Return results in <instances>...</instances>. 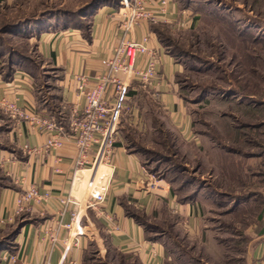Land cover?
Returning <instances> with one entry per match:
<instances>
[{"label":"rangeland","instance_id":"rangeland-1","mask_svg":"<svg viewBox=\"0 0 264 264\" xmlns=\"http://www.w3.org/2000/svg\"><path fill=\"white\" fill-rule=\"evenodd\" d=\"M96 1L0 0V66L7 67L9 56L21 54L37 80L40 99L64 119L65 111L55 98L59 74L37 53L33 33L52 15L62 25L87 20L93 11L85 9ZM176 1L186 12L174 23L155 26L166 52L179 65L177 90L189 108L200 145L182 138L159 96L137 83L130 91L136 110L131 116L136 115L138 122L123 131L145 171L168 184L169 196L171 192L182 201L205 190L201 199L205 215L200 233L191 235L177 209L169 210L164 198L157 197V209L139 221L146 238L163 246L164 264H253L255 248L264 240V212L256 204L264 206L253 200L252 208L241 210L238 198L251 194L254 199L253 190L264 191L253 175L261 166L264 173V0ZM16 124L0 108V144H11L9 135ZM102 165L95 187L109 172ZM210 192L230 195L221 197L219 205ZM94 214L86 212L92 219ZM19 217L0 226V253L14 249L25 220L22 214ZM91 223L95 227L86 230L89 242L81 264H142L138 256L112 245L107 227Z\"/></svg>","mask_w":264,"mask_h":264},{"label":"crops","instance_id":"crops-1","mask_svg":"<svg viewBox=\"0 0 264 264\" xmlns=\"http://www.w3.org/2000/svg\"><path fill=\"white\" fill-rule=\"evenodd\" d=\"M168 9V24L176 22L185 11L180 9L176 0L169 3ZM51 23L40 24L33 34L36 36L37 53L59 74L56 80L57 96L55 98L60 110L65 111V119L51 111L50 107L46 105L44 107L40 102L37 95V80L25 64H22L23 62L12 61L8 68L5 65L0 66V102L6 100L15 103L29 116L55 120L57 125L64 128L62 147L46 150V142L50 135L38 123L31 124L28 121H21L15 125L9 135L10 145L0 144V174L2 176L0 178V220H5L9 224L20 220V215H16L14 210L16 198L29 185L35 184L39 192L47 196L39 204L32 202L30 211L22 214L25 220L21 223L20 231L15 237L14 249L10 251L18 261L4 260L2 257L4 252H2L0 264H60L65 240L70 235V231L65 226L70 224L72 212L75 210L72 203L63 205L62 201L70 197L78 170L76 165L78 150L73 139L70 119L73 109L82 110L85 106V97L78 91L75 75L85 74L91 78L90 84L95 85L96 80L106 70V62L113 57L116 49L123 42L132 37L137 41L146 37L149 42L148 47L157 50L160 58L157 72L160 78L156 89L160 91V102L168 110L172 124L175 125L180 136L200 145L193 132L189 108L184 104L177 90L175 81L180 71L179 65L166 52L155 25L141 21L131 36L122 27V16L117 3L115 6L103 5L94 10L91 16L79 26L62 25L58 22L52 25ZM142 62L143 58L138 57L137 64L141 65ZM153 89L150 91H154ZM132 95L133 93L128 104L131 113L123 118L120 136L112 151L111 182L103 208L115 217L120 227L119 232L110 235L112 245L118 251L138 256L142 264H164L161 243L149 241L143 224L137 222L134 215L128 214L130 211L144 216L151 215L157 209L156 199L160 197L155 194H146L142 190L145 186L144 182L147 181L142 158L138 152L129 148L124 137L123 130L138 122L136 115L135 118L131 116L136 111L131 104ZM26 146L40 150L37 154H32L25 149ZM97 151L98 146H93L87 153L85 170L93 164ZM261 168L262 166L253 175L257 180H261L264 187V173ZM95 174V171L88 170L83 177L79 178L75 192L81 196L88 194ZM205 194V190L200 193L197 190L190 199L188 195L181 201L170 192V196L167 195L163 199L169 210L177 205L180 221L191 235L199 234L202 229V216L205 212L201 199ZM209 194L212 201L219 205H223L221 197L226 195L228 198L230 195L225 192ZM252 194L256 198L251 199V194L238 198L241 210L252 208L253 200H260L264 206V191L255 189ZM256 205L259 212H264V207H260L258 203ZM95 217L93 219L90 216L85 217L83 228L86 235L87 231L95 227V224L91 222H100L106 230L102 220L97 218L96 220ZM80 241V246L73 248L68 256L69 261H76L78 264H81L83 252L88 246V235L80 238ZM254 252L253 264H264V240L259 242Z\"/></svg>","mask_w":264,"mask_h":264},{"label":"built area","instance_id":"built-area-1","mask_svg":"<svg viewBox=\"0 0 264 264\" xmlns=\"http://www.w3.org/2000/svg\"><path fill=\"white\" fill-rule=\"evenodd\" d=\"M172 0H117L118 10L122 16V27L132 36L137 25L141 21L149 22L153 25L168 24V5ZM186 11H183L185 13ZM148 39L145 37L141 41L130 38L116 49L115 54L106 62V70L99 77L95 85H91V78L85 74L75 75L78 82V91L85 97V106L82 110L73 109L70 127L74 142L76 143L78 154L76 165V177L73 181V189L67 200H63V205L73 204L75 210L72 212L70 224L65 227L70 231V235L65 240L64 251L60 264H78L76 261H69L68 256L75 247L81 244L80 238L87 237L83 228L82 219L86 217V212L92 210L98 220H102L106 225L110 235L120 231L115 217L103 208L108 195V188L111 182L112 151L120 136L121 122L125 116L131 112L129 108V91L138 84L144 90H152L160 96V91L156 89L160 78L157 66L160 63L159 53L156 49L148 47ZM138 57L143 58V62L137 64ZM0 106L9 112L17 121H28L31 124L38 123L42 129L50 135L46 142V150L53 147H62L64 128L57 125L55 120L29 116L28 113L18 107L15 103L3 100ZM93 146H98L95 160L90 168L85 170L87 164L86 155ZM25 149L32 154H37L39 148ZM105 165L109 170L108 175L100 180L99 187H95L96 174L101 165ZM102 165V166H103ZM95 171V178L92 182L88 194L83 196L75 192L79 178L88 171ZM147 174V181L144 183L146 194H155L166 197L169 193L168 184L165 181L157 180L156 177ZM80 199H78V197ZM47 198L42 195L35 184L29 185L16 198L15 214L21 215L30 211L32 202L39 204ZM178 207L174 206L176 210ZM7 221L0 220V226L6 225ZM4 260L17 262L15 255H11L7 250L2 255Z\"/></svg>","mask_w":264,"mask_h":264},{"label":"trees","instance_id":"trees-1","mask_svg":"<svg viewBox=\"0 0 264 264\" xmlns=\"http://www.w3.org/2000/svg\"><path fill=\"white\" fill-rule=\"evenodd\" d=\"M115 3H116V0H98V2L96 1V2H93L91 5H89L88 7H86V9L85 10H87V11H89V10H91L92 9V11L94 12V10H97L99 7H101V6H103V5H114L115 6ZM85 10H82V13H84V11ZM86 12V11H85ZM93 12H91V14L93 13ZM82 13H77L79 16H81L82 17ZM91 14L88 16V17H90L91 16ZM45 17V16H44ZM83 18V17H82ZM56 17L54 16V15H52L51 16V18L50 19H48V21L47 22H45V23H43V25H47V24H50V22H52L51 24L52 25H54L57 21H56ZM84 19V18H83ZM85 20H79V21H77L76 23H75V26L76 25H81V23H83ZM158 31V30H157ZM159 33V32H158ZM159 37H160V34H159ZM160 41H161V37H160ZM162 42V41H161ZM163 43V42H162ZM164 45V44H163ZM8 61H7V63H8V65L10 64V62H16V63H20V62H23L22 64H25V67L28 69V64H27V62L25 61L26 59H24L22 56H21V54H19L18 53V55H17V58L16 57H11V56H9V58L7 59ZM8 65H7V67L6 68H8ZM28 71L30 72V70L28 69ZM31 73V72H30ZM38 90V89H37ZM131 94H132V92L131 91H129V96H131ZM37 95H38V91H37ZM38 98H39V100H40V102L41 103H43L42 102V100L40 99V97H39V95H38ZM43 105H44V107H46L47 105L46 104H44L43 103ZM46 105V106H45ZM191 196H192V194L190 195V197L188 198V199H190L191 198ZM187 199V200H188ZM129 213V215L131 214V215H134V217L137 219V222L141 219V216H143L141 213H133V212H130V211H128ZM139 217V218H138ZM140 222V221H139Z\"/></svg>","mask_w":264,"mask_h":264}]
</instances>
